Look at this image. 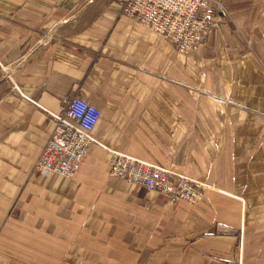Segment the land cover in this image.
Segmentation results:
<instances>
[{"label": "crops", "instance_id": "crops-1", "mask_svg": "<svg viewBox=\"0 0 264 264\" xmlns=\"http://www.w3.org/2000/svg\"><path fill=\"white\" fill-rule=\"evenodd\" d=\"M180 53L116 0H0V264H264V0ZM80 96L101 116L72 179L35 165ZM118 151L209 186L171 203Z\"/></svg>", "mask_w": 264, "mask_h": 264}, {"label": "built area", "instance_id": "built-area-1", "mask_svg": "<svg viewBox=\"0 0 264 264\" xmlns=\"http://www.w3.org/2000/svg\"><path fill=\"white\" fill-rule=\"evenodd\" d=\"M125 17L170 41L180 53L200 47L209 35L230 19L225 0H116ZM0 71L9 76L0 62ZM53 133L35 165L41 175L65 179L76 176L90 146L101 111L86 99L75 96L60 114H51ZM110 175L145 187L171 203L196 204L209 188L201 181L175 173L169 168L109 150Z\"/></svg>", "mask_w": 264, "mask_h": 264}]
</instances>
